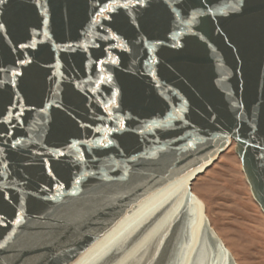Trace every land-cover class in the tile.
Listing matches in <instances>:
<instances>
[{"label": "water", "instance_id": "95a60500", "mask_svg": "<svg viewBox=\"0 0 264 264\" xmlns=\"http://www.w3.org/2000/svg\"><path fill=\"white\" fill-rule=\"evenodd\" d=\"M232 142L264 214V0H0V264H237Z\"/></svg>", "mask_w": 264, "mask_h": 264}, {"label": "rangeland", "instance_id": "374dc122", "mask_svg": "<svg viewBox=\"0 0 264 264\" xmlns=\"http://www.w3.org/2000/svg\"><path fill=\"white\" fill-rule=\"evenodd\" d=\"M210 226L237 264H264V216L231 145L191 184Z\"/></svg>", "mask_w": 264, "mask_h": 264}, {"label": "bare ground", "instance_id": "6f19581e", "mask_svg": "<svg viewBox=\"0 0 264 264\" xmlns=\"http://www.w3.org/2000/svg\"><path fill=\"white\" fill-rule=\"evenodd\" d=\"M231 145H234V146H235V142H232V143L230 144V146H231ZM230 146H229V147H230ZM229 147H228V148H229ZM228 148H227V149H228ZM198 199H199V198H198ZM199 200H200V199H199ZM254 201H255V200H254ZM255 202H256V201H255ZM256 204H257V203H256ZM257 205H258V204H257ZM258 207H259V206H258ZM259 209H260V207H259ZM260 211H261V209H260ZM261 212H262V211H261ZM262 214H263V213H262ZM205 215H206V214H205ZM263 216H264V214H263ZM206 217H207V216H206Z\"/></svg>", "mask_w": 264, "mask_h": 264}]
</instances>
